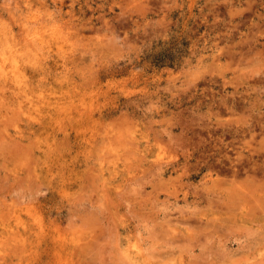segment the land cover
I'll use <instances>...</instances> for the list:
<instances>
[{"label": "rangeland", "instance_id": "1", "mask_svg": "<svg viewBox=\"0 0 264 264\" xmlns=\"http://www.w3.org/2000/svg\"><path fill=\"white\" fill-rule=\"evenodd\" d=\"M0 58V264H264V0H0Z\"/></svg>", "mask_w": 264, "mask_h": 264}, {"label": "bare ground", "instance_id": "2", "mask_svg": "<svg viewBox=\"0 0 264 264\" xmlns=\"http://www.w3.org/2000/svg\"><path fill=\"white\" fill-rule=\"evenodd\" d=\"M42 45H43V44H42ZM42 47H43V46H42ZM36 48H37V47H36ZM12 49H13V48H12ZM56 49H58V48H56ZM36 50H37V49H36ZM15 52H16V51H15ZM51 52H52V51H51ZM56 52H57V51H56ZM40 53H41V52H40ZM36 54H37V53H36ZM56 54H58V53H56ZM60 54H61V53H60ZM49 55H50V54H49ZM37 56H38V55H37ZM37 56H36V57H37ZM58 57H59V56H58ZM62 57H63V56H62ZM54 58H55V56H54ZM59 58H60V57H59ZM3 59H4V58H3ZM57 59H58V58H57ZM0 60H1V58H0ZM17 60H18V59H16V61H17ZM35 60L37 61V59H35ZM1 61H2V60H1ZM18 61H19V60H18ZM18 61H17V62H18ZM36 61H34V62H36ZM39 61H40V60H39ZM7 62H8V61H7ZM21 62H22V61H21ZM18 63H19V62H18ZM38 63H39V62H38ZM19 64H20V66H21V63H19ZM6 65H7V64H6ZM9 65H10V64H9ZM16 65H17V64H16ZM23 66H24V64H23ZM26 66H27V65H26ZM26 66H25V67H26ZM31 66H32V65H31ZM39 66H40V65H39ZM4 67H5V66H4ZM7 67H8V66H7ZM16 68H18V67H16ZM22 68H24V67H22ZM4 69H5V68H4ZM18 69H20V68H18ZM36 69H37V68H36ZM9 70H10V69H9ZM9 70H7V71H9ZM30 70H31V69H30ZM34 71H35V70H34ZM13 72H15V71L13 70ZM18 72H19V70H18ZM24 72H25V71H24ZM19 73H20V72H19ZM22 74H23V73H22ZM23 75H24V78H25V74H23ZM7 76L9 77V75H7ZM10 76H11V75H10ZM12 77H13V76H12ZM18 77H19V79H23V78H20V75H19V74H18ZM26 77H27V76H26ZM2 78H3V77H2ZM13 78H14V77H13ZM15 79H17V78H15ZM28 79H29V78H28ZM4 80H5V79H4ZM4 80H3V81H4ZM3 81H2V82H3ZM8 81H9V80H8ZM11 82H12V81H11ZM16 82H17V80H16ZM26 82H27V79H26ZM29 82H30V81H29ZM31 82H32V81H31ZM21 83H22V82H21ZM27 83H28V82H27ZM2 85H3V83H2ZM23 86H25V85H23ZM33 86H35V85H33ZM0 87H1V90H2V89L4 88V85H3V86L0 85ZM2 87H3V88H2ZM19 87H20V86H19ZM26 87H27V86H26ZM21 88H22V87H21ZM36 88H37V87H36ZM6 89H7V88H6ZM17 89H18V87H17ZM32 89H33V88H32ZM8 90H9V88H8ZM18 90H19V89H18ZM21 90H22V89H21ZM21 90H20V91H21ZM11 91H12V90H11ZM15 91H16V89H15ZM23 91H24V90H23ZM33 91H34V89H33ZM3 92H4V91H3ZM9 92H10V91H9ZM9 92H8V93H9ZM16 92H18V91H16ZM1 93H2V92H1ZM19 93H20V92H19ZM31 93L33 94V92H31ZM35 93H36V92H35ZM4 94H7V93H4ZM26 94H27V93H26ZM38 94H39V93H38ZM36 95H37V94H36ZM11 96H12V94H11ZM17 96H18V95H17ZM23 96H24V95H23ZM27 96H28V94H27ZM31 96H32V95H31ZM37 96H38V95H37ZM40 96H41V95H40ZM43 96H44V94H43ZM49 96H50V95H49ZM1 97H2V96H1ZM20 97H21V96H20ZM35 97H36V96H35ZM7 98H8V97H7ZM25 98H26V97H25ZM32 98H33V96H32ZM36 98H37V97H36ZM2 99H3V98H2ZM14 99H15V98H14ZM16 99L18 100L19 98L16 97ZM22 99H23V97H22ZM30 99H31V98H30ZM30 99H29V100H30ZM38 99H39V98H38ZM65 99H66V98H65ZM71 99L73 100V98H71ZM29 100H28V101H29ZM31 100H33V99H31ZM35 100H36V99H34V101H35ZM66 100H67V99H66ZM68 100H69V99H68ZM0 101H1V100H0ZM13 101H14V100H12V102H13ZM20 101H21V100H20ZM38 101H39V100H38ZM16 102H17V101H16ZM29 102H30V101H29ZM19 103H20V102H19ZM35 104H36V103H35ZM35 104H33V105H35ZM0 105H1V104H0ZM2 105H3V104H2ZM17 105H18V104H17ZM28 105H29V104H28ZM30 105H31V104H30ZM33 105H32V106H33ZM45 105H47V104H45ZM54 105H55V104H54ZM54 105H53V106H54ZM23 106H24V105H23ZM26 106H27V105H26ZM37 106L39 107L40 105L38 104ZM37 106H33L34 108L36 107L34 110L39 109ZM42 106H43V104H42ZM59 106H60V105H59ZM7 107H8V106H7ZM14 107H15V106H14ZM20 107H21V106H20ZM57 107H58V106H57ZM60 107H61V106H60ZM27 108H28V107H27ZM51 108H53V107H51ZM4 109H5V108H4ZM7 109H8V108H7ZM21 109H22V108H21ZM21 109H20L19 112H20V113H21V112L24 113L25 111H22ZM27 110H28V109H27ZM30 110H31V109H30ZM9 111H11V110H9ZM60 111H61V110H60ZM12 112H13V111H12ZM12 112H11V113H12ZM27 112H28V111H27ZM29 112H30V111H29ZM22 113H21V114H22ZM47 113H49V112H47ZM50 113H51V112H50ZM31 114H32V113H31ZM44 114H45V113H44ZM24 115H25V113H24ZM26 115H27V114H26ZM29 115H30V113H29ZM32 115H33V114H32ZM12 116H13V115H12ZM21 116H22V115H21ZM44 116H45V115H44ZM44 116H43V117H44ZM49 116H50V115H49ZM13 117H14V116H13ZM31 117H32V116H31ZM51 117H52V116H51ZM66 117H67V116H66ZM80 117H81V116H80ZM14 118H15V117H14ZM32 118H33V117H32ZM34 118H35V117H34ZM61 118H62V117H61ZM69 118H70V116H69ZM78 118H79V117H78ZM25 119H26V117H25ZM41 119H42V118H41ZM43 119H44V118H43ZM76 119H77V117H76ZM20 120H21V119H20ZM32 120H33V119H32ZM38 120H40V119H38ZM38 120H37V122H38ZM54 120H55V119H54ZM57 120H58V119H57ZM69 120H70V119H69ZM24 121H25V120H24ZM26 121H27V120H26ZM63 121H64V120H63ZM63 121H62V122H63ZM28 122H29V121H28ZM33 122H34V120H33ZM31 123H32V122H31ZM25 124H27V123L25 122ZM28 124H29V123H28ZM39 124H40V123H39ZM62 124H63V123H62ZM17 125H19V123H18ZM17 125H15V126H17ZM27 126H28V125H27ZM40 126H41V125H40ZM22 127H23V126H22ZM22 127H20V128H22ZM29 127H30V126H29ZM27 128H28V127H27ZM34 128H36V127H34ZM59 128H61V126H59ZM23 129H24V127H23ZM82 129H83V128H82ZM84 129H85V128H84ZM84 129H83V130H84ZM32 130H33L32 132L34 133V130H35V129H32ZM36 130H37V129H36ZM39 130H40V129H39ZM53 130H54V129H53ZM57 130H58V128H57ZM57 130H56V132H57ZM61 130H62V129H61ZM85 130H86V129H85ZM85 130H84V132H85ZM90 130H91V129H90ZM40 131H41V130H40ZM81 131H82V130H81ZM86 131H87V130H86ZM88 131H89V130H88ZM21 132H22V131H21ZM65 132H67V131L65 130ZM90 132H91V131H90ZM92 132H93V130H92ZM54 133H55V132H54ZM85 133H86V132H85ZM96 133H97V132H96ZM70 134H71V133H70ZM88 134H90V133H88ZM93 134H94V133H93ZM53 135H54V134H53ZM57 135H58V134H57ZM84 135H85V134H84ZM97 135H98V133H97ZM55 136H56V135H55ZM21 137H22V136H21ZM56 137H57V136H56ZM84 137H85V136H84ZM93 137H94V135H93ZM86 138H87V137H86ZM89 138H90V137H89ZM91 139H92V138H91ZM94 139H95V138H94ZM96 139H97V137H96ZM101 139H102V138H101ZM43 140H44V138H43ZM80 140H82V139H80ZM83 140H84V139H83ZM40 141H41V140H39V142H40ZM73 141H74V140H73ZM84 141L87 142V140H84ZM84 141H83V142H84ZM44 142H45V140H44ZM76 142H77V141H76ZM91 142H92V141H91ZM48 143H49V142H48ZM53 143H54V142H53ZM78 143H79V141H78ZM88 143H90V142H88ZM61 144H62V143H61ZM80 144H81V146H82V143H80ZM110 144H111V143H110ZM130 144H132V143L130 142ZM38 145H39V144H38ZM46 145H47V144H46ZM56 145H57V144H56ZM63 145H64V144H63ZM63 145H62V146H63ZM71 145H72V144H71ZM83 145H84V144H83ZM89 145H90V144H89ZM91 145H92V144H91ZM49 146H50V145H49ZM84 146H86V145H84ZM77 147H78V146H77ZM108 147H109V146H108ZM44 148H45V147H44ZM55 148H56V146H55ZM55 148H54V149H55ZM40 149H42V148H40ZM40 149H39V150H40ZM42 150H43V149H42ZM42 150H41V151H42ZM51 150H52V149H51ZM49 151H50V150H49ZM131 151H132V150H131ZM43 153H46V152H43ZM43 153H42V154H43ZM98 153H99V152H98ZM110 153H111V152H110ZM114 153L116 154V152H114ZM121 153H122V152H121ZM123 153H124V152H123ZM46 154H47V153H46ZM107 154H108V153H107ZM107 154H106V155H107ZM116 155H117V154H116ZM129 155H130V154H129ZM43 156H44V155H43ZM94 156H95V155H94ZM101 156H102V155H101ZM125 156H127V155H125ZM125 156H124V157H125ZM102 157H103V156H102ZM102 157H100L99 159H101ZM113 157H114V156H113ZM121 157H123V156H121ZM94 159H95V157H94ZM112 159H113V158H112ZM92 160H93V159H92ZM92 160H91V161H92ZM115 160H116V159H115ZM102 162H103V160H102ZM107 162H108V161H107ZM96 163H97V162H96ZM108 163H109V162H108ZM115 163H116V162H115ZM94 164H95V163H94ZM103 164H104V163H103ZM109 164H110V163H109ZM116 164H117V163H116ZM97 166H98V165H97ZM103 167H104V166H103ZM90 169H91V168H90ZM96 174H98V173H96ZM104 183H105V182H104ZM102 194H103V193H102ZM106 195H108V194H106ZM14 221H16V220L14 219ZM20 222H21V221H20ZM15 223H17V222H15ZM15 223H14V224H15ZM8 226H9V224H8ZM25 226H26V225H25ZM121 226H122V225H120V227H121ZM11 227H12V226H11ZM11 227H10V228H11ZM12 228H13V227H12ZM25 228H27V227H25ZM123 228H124V227H123ZM257 230H258V229H257ZM12 231H13V230H12ZM12 231H10V232H12ZM28 232H29V231H28ZM253 232H254V231H253ZM62 235H63V237H64V234H62ZM13 236H14V235H13ZM127 237H128V236H127ZM61 238H62V237H61ZM61 238H60V239H61ZM125 238H126V237H125ZM119 239H120V238H119ZM5 240H6V239H5ZM57 240H58V239H57ZM63 241H64V240H63ZM119 241H120V240H119ZM119 241H118V242H119ZM58 242H59V240H58ZM60 242H61V241H60ZM120 242H121V241H120ZM61 243H62V242H61ZM99 243H100V242H99ZM55 244H56V243H55ZM55 244H54V245H55ZM57 245H58V243H57ZM123 245H124V244H123ZM123 245H122V246H123ZM59 246H60V244H59ZM62 246H63V244H62ZM88 246L91 247L92 244H91V245H88ZM61 248H62V247H61ZM63 248H64V247H63ZM124 248H125V247H124ZM86 251H87V250H86ZM121 251H122V250H121ZM123 251H124V250H123ZM126 252H127V251H126ZM136 252H137V251H136ZM127 253H128V252H127ZM127 253H126V254H127ZM124 254H125V252H124ZM136 255H137V254H136ZM137 258H138V257H137ZM137 258H136V259H137ZM141 259H142V257H141ZM134 260H135V259H134ZM144 261H145V260H144ZM133 262H134V261H133ZM133 262H132V263H133ZM135 262H136V261H135ZM137 263H138V262H137ZM137 263H136V264H137ZM143 264H144V263H143Z\"/></svg>", "mask_w": 264, "mask_h": 264}]
</instances>
